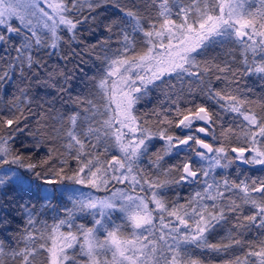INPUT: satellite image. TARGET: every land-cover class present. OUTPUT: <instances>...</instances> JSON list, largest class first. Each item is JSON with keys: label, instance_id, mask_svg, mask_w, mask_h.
<instances>
[{"label": "snow or ice", "instance_id": "1", "mask_svg": "<svg viewBox=\"0 0 264 264\" xmlns=\"http://www.w3.org/2000/svg\"><path fill=\"white\" fill-rule=\"evenodd\" d=\"M109 2L0 0L4 28L0 43L10 44L11 34L21 38L16 63L8 68L18 64L23 75L24 65L32 68L39 63L33 49H49L51 55L64 41L62 32L77 41L78 26L95 23L101 15L97 10ZM151 4L155 15L150 18L138 9H121L123 22L114 34L117 46L103 49V72L95 85L104 103L74 99L80 111L67 116L62 131L54 130V138L63 140L64 152L53 145L43 158L33 160L12 147L16 134L28 127L22 123L28 102L23 89V99L16 97L0 107V204L16 191L35 193L38 201L48 204L63 197L73 204L71 210L65 209L64 218L49 225L38 219L34 205L24 203L25 227L16 247L6 252L0 241V264H5V257L13 264H36L40 255L46 264H206L194 250L226 253L234 246L245 251L222 264H264V177L236 181L226 175L218 179L216 173L236 162L264 166V97L251 98L229 88L238 83L235 78L241 71L264 80V0H151ZM107 30L112 32V27ZM226 44L241 49L242 69L198 59L213 46ZM213 70L229 73L215 77L229 82L225 88H213L208 79L201 102H181L177 97L174 108L154 110L155 130L134 114L149 85L164 76L179 80L187 76L203 83ZM8 79L9 71L0 72V82ZM221 113L231 114L236 127L226 125ZM153 139L163 145L150 155ZM112 150L119 155L105 156ZM173 154L183 155L182 161L161 163ZM145 157L158 170L155 176L140 166ZM73 160L75 164H70ZM125 183L126 188L115 187ZM173 185L197 187L180 203L167 198ZM76 186L110 195L99 198ZM77 212L91 215L92 226L74 225ZM218 225L226 234L213 243L209 235ZM253 229L255 238L245 240ZM78 255L86 260L76 259Z\"/></svg>", "mask_w": 264, "mask_h": 264}, {"label": "trees", "instance_id": "2", "mask_svg": "<svg viewBox=\"0 0 264 264\" xmlns=\"http://www.w3.org/2000/svg\"><path fill=\"white\" fill-rule=\"evenodd\" d=\"M129 8L138 9L139 14L145 18L155 15V7L151 4V0H110L109 3L97 10L101 15L95 23L78 26L80 34L77 41H71L69 39L70 34L62 32L64 41L61 42L59 49L51 55L48 54L51 51L49 49H33L32 55L39 63H34L32 68L24 65L23 75H21L20 65L18 64L15 69L8 68L10 63H16L14 59L17 56L15 48L19 45L21 38L11 34L10 44L0 43V72L7 70L11 76V79L0 82V107H4L7 102L13 101L16 97L23 99L21 89L26 92L28 97V102L24 107L27 120L22 121L28 127L25 128L24 132H18L12 142V147L20 154L31 155V158L36 160L43 158L47 154L48 148L53 145L59 152H64L63 140L54 138L56 137L54 130L61 129L62 131L63 128L67 127V116L73 111H80V105L73 103L74 99L78 96L88 97L94 99L97 105L104 103L96 95L97 89L95 87L103 72V49L117 46L114 34L123 22L121 9ZM11 23L17 25L18 21L13 20ZM109 25L112 27V32L107 30ZM2 31H4V28L0 26V32ZM110 37L111 39H109ZM139 47L138 45V49ZM198 59L201 61L211 60L221 66L227 63L232 69L243 68L241 49L233 44L215 45L208 50L207 55L198 56ZM216 75L224 77L229 75V73H218L213 70L208 73V77L203 83L192 77L185 76L183 80H179L174 76L166 75L163 80H158L155 84L149 85L148 95L135 106L134 114L146 120L148 122L146 126L155 130L158 125L156 117L153 115L154 110L163 113L167 108H174L172 101L177 97L181 98V102L184 99H195L196 102H201L204 99L202 90L206 88L208 79L211 80L213 88L224 89L229 82L223 79L216 80ZM235 79L238 80V83L229 84L230 89L238 88L241 94L248 95L251 98L259 99L264 97V80L255 75H244L242 71L237 74ZM164 81H167V83H164ZM157 85H160V87H157ZM248 89L252 91L248 92ZM260 110V108H256V111ZM221 115L226 125L232 124L234 128L236 127L237 121L231 119V114L221 113ZM61 117L64 118L63 121H61ZM196 123L201 124L199 121ZM61 124H63V128H61ZM173 131L177 134H182L180 129H173ZM219 131L218 125L216 128L217 134ZM208 140L214 145L218 143L217 141H212L210 137ZM38 143L39 147H37ZM149 143L152 145L149 149L150 155L157 152L163 145V141L158 139H153ZM113 154L119 155V152L112 150L105 156ZM154 158L152 156V159ZM193 158L198 159L194 156ZM182 159L183 155L177 157L173 154L165 157V160L161 163L169 166L181 162ZM70 164H75V161H70ZM140 166L152 176H155L158 171L152 167L148 157L140 161ZM216 173L218 179L222 175H226L231 180L239 181L244 179L245 176L252 178L264 177V166L245 165L236 162L228 169H217ZM76 187L80 188L81 191L86 189L82 186ZM122 187L126 188L127 185H122ZM109 188H112V185H109ZM192 190L193 187L191 188L187 185H173L167 190V198L169 201L179 199L180 203H184V198ZM109 193L108 191L97 192L99 197L103 198ZM26 202L34 205V210H39L38 219L47 221L49 225L60 218H64L65 209L71 210L73 208L72 202L67 197L48 204L47 202L38 201L35 193L32 192H11L9 198L0 204V241L4 242L6 252L17 246L19 236L25 227L22 205ZM249 211L245 207V214H249ZM119 222L118 220L117 223ZM79 224L91 227L93 217L77 212L74 225ZM228 226L231 227L230 224ZM64 230L67 231L69 229L65 228ZM256 233L257 230L253 229L251 232H247L243 238L245 240L254 239ZM225 234V229L218 225L217 229L213 230L209 235V240L216 243ZM244 251L245 249L240 246H234L228 249L226 253H214L196 249L194 250V255L200 257L206 264H222L226 258H231L234 254H242ZM76 259L85 261L86 257L78 255ZM5 264H13V262L10 258L5 257ZM36 264H46L45 256H38ZM69 264H71V261H69Z\"/></svg>", "mask_w": 264, "mask_h": 264}, {"label": "rangeland", "instance_id": "3", "mask_svg": "<svg viewBox=\"0 0 264 264\" xmlns=\"http://www.w3.org/2000/svg\"><path fill=\"white\" fill-rule=\"evenodd\" d=\"M200 122V121H199ZM201 123V122H200ZM200 125H202V123L200 124ZM209 141V140H208ZM122 185H127V183H125V184H119V185H116L115 187H118V188H123L122 187ZM121 186V187H120ZM82 192H92L96 197H99V195L97 194V191H95V190H93V189H84V190H82ZM108 195H110V193L108 194ZM107 195V196H108ZM99 198H103V197H99ZM118 215V214H117ZM113 219H116V217L115 218H113ZM118 221V220H117Z\"/></svg>", "mask_w": 264, "mask_h": 264}, {"label": "water", "instance_id": "4", "mask_svg": "<svg viewBox=\"0 0 264 264\" xmlns=\"http://www.w3.org/2000/svg\"><path fill=\"white\" fill-rule=\"evenodd\" d=\"M203 124V122H201ZM201 136H203V134H200ZM208 138L209 137H204V139L208 142Z\"/></svg>", "mask_w": 264, "mask_h": 264}, {"label": "flooded vegetation", "instance_id": "5", "mask_svg": "<svg viewBox=\"0 0 264 264\" xmlns=\"http://www.w3.org/2000/svg\"><path fill=\"white\" fill-rule=\"evenodd\" d=\"M194 127H195V125H194ZM187 186H188V185H187ZM189 187H191V188H192V187H193V188H195V187H197V186H195V185H192V186H189Z\"/></svg>", "mask_w": 264, "mask_h": 264}]
</instances>
